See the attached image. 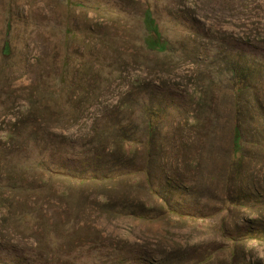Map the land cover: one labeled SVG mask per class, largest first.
<instances>
[{
  "label": "rangeland",
  "instance_id": "rangeland-1",
  "mask_svg": "<svg viewBox=\"0 0 264 264\" xmlns=\"http://www.w3.org/2000/svg\"><path fill=\"white\" fill-rule=\"evenodd\" d=\"M7 2L0 264H264V242L252 235L264 228V145L245 144L238 171L227 172L237 115L227 63L264 56V0H11L19 19L9 38ZM147 7L166 53L145 47ZM252 82L264 106V71ZM238 115L251 141L257 113ZM118 129L138 142H117ZM129 148L126 162L146 174L74 187L32 169L90 151L103 175Z\"/></svg>",
  "mask_w": 264,
  "mask_h": 264
},
{
  "label": "trees",
  "instance_id": "trees-1",
  "mask_svg": "<svg viewBox=\"0 0 264 264\" xmlns=\"http://www.w3.org/2000/svg\"><path fill=\"white\" fill-rule=\"evenodd\" d=\"M8 2L2 6L4 10V26L6 30V35L9 33H13V24L17 22L19 19L18 15H13L12 13V4L11 0H7ZM142 25L145 29L146 35L144 37V44L145 47L153 52L156 53H166L169 49V42L167 39L164 38L163 32L161 30V23L157 21V19L154 17L153 11L150 7H147L143 10L142 16H141ZM12 44L9 41V39L4 40L3 47H2V56L5 59H9L12 57ZM264 54V52H263ZM237 54H234L231 60L228 61L227 67L228 71L230 73V85L231 89L233 90V109L235 111V114L232 117V131H231V151H232V159L229 160V168L227 172L235 173L237 170L238 165H240L241 161L244 157V145L251 143L253 145H264V106L263 103L257 98V93L255 94V88L256 85H252L253 79L256 77L257 74L261 75L264 71V56H261L259 59L255 57H250L249 60L243 61L240 63L238 61ZM203 100V98H201ZM151 107V106H148ZM256 112V117L249 118V128L252 133L251 141L245 139L243 129L245 126H243L244 120L240 118L239 113L242 112ZM146 114L148 117H155L157 115V112H152L146 108ZM118 134L115 136L117 142H120L122 144H126L128 146H131V143H137L138 138L137 135L134 134H126L122 131V129L117 130ZM154 132L155 128L154 125L151 123H148L146 126V132L144 133L145 141L147 144L151 145L154 139ZM12 135H8V138H12ZM140 142V141H139ZM121 144V145H122ZM124 152V153H123ZM90 151L82 152L80 155H76L75 158H78V162H72L69 161L71 158L70 154L67 155L66 153H62L60 155L54 154L49 155L48 162L43 160H40L39 162H36L37 167L32 168L34 170H44L48 169L47 174L52 177H56L57 179H65L70 184L74 185V187H83L87 185L88 183H101V181H107L116 179L123 176H133L137 178L138 174H146L147 172V166H135L134 169L132 168V161L130 160L129 163H127V154H133L131 152V149H124L120 156H118L116 161L113 162L112 165L107 166V170L103 175H100L97 170V163L98 160L101 159L99 153H94L92 156H89ZM150 152L148 156H150ZM55 157H58L59 164L54 169L51 168L54 164L51 166L50 163H53V159ZM84 157V158H82ZM108 158L112 159V156H109ZM149 158V157H148ZM145 163H147V160H144ZM81 163V164H80ZM47 166V167H45ZM94 166V168H93ZM38 167L40 169H38ZM90 167L93 168L90 169ZM92 170V171H91ZM238 171V170H237ZM147 176V175H146ZM137 185L138 181L136 179L133 180L132 185ZM62 193L66 194L70 191V188L62 187ZM241 201H244L242 199ZM2 202V201H1ZM231 205L234 204L233 200L230 201ZM244 205V204H242ZM146 212L148 213V210L144 208L141 210L140 213ZM149 214V213H148ZM141 215V214H140ZM145 216V215H142ZM259 221L256 219L249 218L250 224L258 223ZM251 231V229L249 230ZM252 235L255 237V239L259 241L264 242V228L263 230H259L257 233L252 232ZM204 262H194L192 264H203Z\"/></svg>",
  "mask_w": 264,
  "mask_h": 264
}]
</instances>
